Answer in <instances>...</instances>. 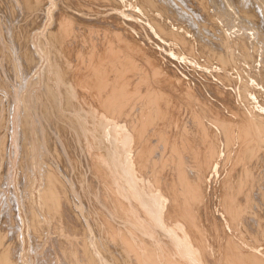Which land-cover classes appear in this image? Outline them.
<instances>
[{
  "label": "bare ground",
  "instance_id": "obj_1",
  "mask_svg": "<svg viewBox=\"0 0 264 264\" xmlns=\"http://www.w3.org/2000/svg\"><path fill=\"white\" fill-rule=\"evenodd\" d=\"M227 1L0 0V264H264V20Z\"/></svg>",
  "mask_w": 264,
  "mask_h": 264
},
{
  "label": "rangeland",
  "instance_id": "obj_2",
  "mask_svg": "<svg viewBox=\"0 0 264 264\" xmlns=\"http://www.w3.org/2000/svg\"><path fill=\"white\" fill-rule=\"evenodd\" d=\"M209 1H210V0H208V3L210 4ZM223 1H227V0H223ZM229 1H231V0H228V1L225 2V3H226V5H228V6L231 7V8L228 7L230 14H232L231 16H233V15H234L233 13L236 12V14H235L236 17L234 16V17H235V20H234V18H232V19H233V23H231V25L234 24V23H235V24L232 25V26L230 27V29L232 30L231 33H234V32L238 33V35H237L236 33H235V34H231L232 37L234 38V40H235V39H236V40H238V39L241 40V39H242V36L244 35V33L246 34V36L244 35L245 38L247 37V35L249 36V34H250V37L254 38V36H252V34L254 35V34H255L254 31H255V30H258V25L263 24V23H261V21L264 20V19H262V18L259 19V17H260V15H261V17L264 18V16H262V14L264 15V12H262V11L264 10V7H263V6H264V4H263L264 1L262 0V1H263V2L261 3V4H263V6H262V5L260 4L261 0H257V1H259V3L255 1L258 5L254 2V0H253V3H250V0H249V2H248V0H244V2L247 1L249 4H251V5L249 6V4L246 2V3L248 4L247 7H245L247 4H245V5L243 4V6H244L245 9H246V8L248 9V7H252L253 10H256V11L253 12V10H252L251 8H249L248 10H246V11H250L248 14H247V12L245 11L246 15H249V16H250V14H251L250 18H251L252 21H253L254 18H255V17H254V16H255V12H256V14L258 13V19H259V21H253V22H254V26H253V27H250L251 29L253 28V30L249 29V27L246 28V29H248V30H251V31H252V32L250 31L251 33H250L249 31H247V32H248V33H247V32H246V29H245L244 27H243V28L241 27V25L244 26V24H241L242 20H243V22H245L246 19H247V17H245L244 14L241 15V13H242L245 9H244L243 7H238V6H241V5H242V4H240V1H241V0H232L233 2L231 1L230 3H229ZM234 1L239 2V3L237 4L238 6H235L236 4H235ZM242 1H243V0H242ZM242 1H241V2H242ZM251 1H252V0H251ZM237 2H236V3H237ZM228 3H229L230 5H229ZM231 3H233L232 5L234 6L233 8H234L235 10H233ZM242 3H243V2H242ZM254 3H255V4H254ZM254 5H255V6H258L259 9L261 8V12H262V13H261V12H257V9H258V8L256 9V7H255ZM259 5H261V7H259ZM210 6H211V4H210ZM253 6H254V8H253ZM235 7L237 8V10H236ZM262 8H263V9H262ZM0 9H1V8H0ZM231 9H232V10H231ZM239 9H241V11H239ZM243 9H244V10H243ZM250 9H251V10H250ZM242 10H243V11H242ZM232 11H233V12H232ZM237 11H238V15H239L240 17L237 16ZM251 11H252V12H251ZM243 13H244V12H243ZM253 13H254V15H253ZM259 13H260V14H259ZM1 14H2V15H0V22H1L2 20H4V19H3V16L5 15V14L3 15L2 12H1ZM243 15H244V18H245V19H244V18L241 19V17H242ZM1 16H2V18H1ZM237 17H238L239 20H241L240 23H238L239 20L236 21ZM256 20H257V18H256ZM252 21H251V22H252ZM253 22H252V23H253ZM258 22H260V24H259ZM262 22H263V21H262ZM237 23H238V25H237ZM255 23H258V24H257V27H255V26H256ZM239 24H241V25H239ZM249 25H251V23H250ZM249 25H248V26H249ZM208 26H209V25H208ZM234 26H235V27H234ZM232 27H234V28H232ZM240 27H241V28H240ZM260 27H263L262 31H263V33H264V26H263V25H260ZM260 27H259V29H261ZM236 28H240L241 30L239 31V29H236ZM254 28H256V29H254ZM243 29H244V30H243ZM234 30H235V31H234ZM236 30H238L239 32L236 31ZM209 31H212V33L215 34V32H213V29L211 30V27H210V30H209ZM214 31H215V30H214ZM212 33H211V37L213 36ZM216 34H218V33H216ZM241 34H242V36L240 37ZM233 35H234V36H233ZM236 36H237V37H236ZM0 38H1V35H0ZM203 42H204V41H203ZM262 45H263V47H262V46L259 47V48H260V49H259L260 52L258 51V52H259V53H258V58H256L257 61H263V60H260V58L263 57L261 54L264 53V49H263V48H264V44H262ZM261 47H262V48H261ZM262 51H263V53H262ZM259 54H260V55H259ZM263 55H264V54H263ZM262 59H264V57H263ZM261 63H262L261 66H264V64H263L264 62H261ZM263 68H264V67H263ZM205 69H206V70H205ZM209 69H210V70H209ZM209 69H207L206 67H202V70H203V71H204V70H205V71L208 70V72H210L211 70H213V68H209ZM227 76H228V73H227ZM11 91H12V89H11ZM6 92H7V91H6ZM9 122H10V121H9ZM6 125H7V124H6ZM10 130H11V131H10ZM11 134H12V129L6 130V131L4 132V135H5L4 137H7V135H8L7 139L9 138V139H8V140H9L8 146H9V145L11 146V143H12V140H11V139H12V136L15 137V135H11ZM10 136H11V137H10ZM10 140H11V141H10ZM8 153H9V152H8ZM11 157H12V160H13V163H11V164H13V165H11L10 167H12L14 170L16 169L15 172H14V170L12 169L11 173H12L13 177H16L17 174H18V175L20 174L18 171H19L20 168H21V167H20L19 170L17 169V168H18V164H19V162H18L17 160H19V158L15 157V155H14L15 158H13V156H11ZM38 159H39V158L36 156V160L33 161V168L35 167V168L33 169L34 174H35V172L37 173V171H35V170H37V167H38V165H39V160H38ZM37 161H38V163H36ZM17 163H18V164H17ZM35 163H36V165H35ZM16 165H17V166H16ZM16 171H17V172H16ZM13 172H14V173H13ZM15 173H16V174H15ZM14 175H15V176H14ZM18 175H17V177H18ZM35 175H37V174H35ZM17 177H16V179H17ZM16 184H18V183H17L16 180H15V181H13V185H12L13 188H12V186L9 187L10 190H9V188H8V190H9V191L7 190V195L9 194L8 196L11 197L12 194H10V193H12V191H13L14 188H15V190H17V189L20 190L19 188H21V185H20V184H19V185H16ZM15 185H16V186H15ZM14 186H15V187H14ZM17 187H19V188H17ZM16 188H17V189H16ZM11 190H12V191H11ZM15 190H14V191H15ZM18 190H17V191H18ZM14 191H13V192H14ZM18 192H19V191H18ZM15 194H16V191H15L14 195L11 197L12 199H9L10 197L8 198V196H7V201L11 204V206L17 207V206L19 205V201L21 200L20 197H21V194H22V193L19 192L20 195L17 193L16 196H18L19 198L16 197ZM14 198H17L18 200L16 201V199H14ZM8 199H9L10 201H9ZM12 200H13V201H12ZM3 201H4V202H3ZM11 201H12V202H11ZM14 201H15V203H13ZM16 202H17V203H16ZM4 203H5V200H4V199H3V200L1 199V200H0V220H2V221H3V215H4V213H5V212L3 213V210H2V206H4ZM2 204H3V205H2ZM16 204H17V205H16ZM18 208H19V207H17L16 209H18ZM1 213H2L3 215H2ZM1 216H2V217H1ZM1 218H2V219H1ZM2 221H1V222H2ZM1 222H0V223H1ZM0 226H1V224H0ZM38 248H39V247H38ZM38 248H37V249H38ZM37 249H36V251H38ZM42 249H43V247L41 246V248H39L38 254L35 253L36 255L39 256V258H38V256L36 257V255H35L34 253H32V252H35V250H34V251L31 250V252H30V256H31V257H30V258L33 259V260L30 259V262L33 261V262H31V263H33V264L35 263V264H36V263L40 260V255H39V254H41L40 251L42 252ZM31 254H32V255H31ZM33 255H34L35 257H34ZM37 258H38L39 260H37Z\"/></svg>",
  "mask_w": 264,
  "mask_h": 264
}]
</instances>
